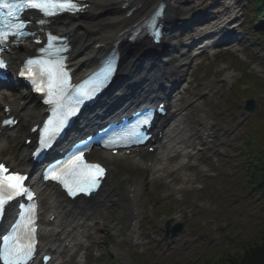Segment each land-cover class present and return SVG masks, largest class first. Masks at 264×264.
Returning a JSON list of instances; mask_svg holds the SVG:
<instances>
[{"label":"rangeland","instance_id":"obj_1","mask_svg":"<svg viewBox=\"0 0 264 264\" xmlns=\"http://www.w3.org/2000/svg\"><path fill=\"white\" fill-rule=\"evenodd\" d=\"M221 1V5H212L215 0L177 3V21L171 32L176 51L171 49L165 59L175 55V61L192 60L181 82V88L190 86L192 93L185 94V101L179 106L184 110L174 120L178 124L188 119L185 126L180 125L178 136L188 141L178 143L177 156L161 174L128 160L108 162L115 167L108 201L86 224L79 223L76 215L69 218L77 227L72 246L77 251L73 255L69 248L57 253L59 258L68 260L67 264H198L222 248H235L261 228L264 197L250 189L252 184L246 181L239 151L254 125L259 137L254 138L253 149L261 151L264 159V127L259 130L254 124L264 121V90L252 89L253 84L264 85V23L252 16L253 0ZM204 7H208L206 12H211V16L221 12L229 15L235 7L239 9L241 16L236 13L239 18L235 30L240 35L231 50L220 44L211 54L202 51L194 56L196 47L185 52L181 42L186 41L181 33L186 26L184 20ZM235 47L238 51H232ZM193 70L196 80L187 85L189 71ZM249 98L255 101L252 112L244 110ZM31 103H26L29 108ZM190 105L196 107L191 109ZM29 122L30 119L22 122L19 130L6 138L8 149L2 154L19 158L16 165L22 162L19 143ZM183 146L187 155L180 150ZM173 152L167 149L164 155ZM136 185L140 195L133 202L128 190ZM47 194L48 191L40 194L42 208L46 207L43 198L47 200ZM66 220L67 215L62 212L56 222ZM168 220L169 229L178 223L182 226L173 238L164 236Z\"/></svg>","mask_w":264,"mask_h":264},{"label":"snow or ice","instance_id":"obj_2","mask_svg":"<svg viewBox=\"0 0 264 264\" xmlns=\"http://www.w3.org/2000/svg\"><path fill=\"white\" fill-rule=\"evenodd\" d=\"M5 9L7 11H4ZM27 9H36L45 18L54 17L64 12L77 13L84 10L79 0H0V51H3L7 46L10 38L15 42H23V39L29 34L27 22L23 18V13ZM162 15L163 9L160 8L150 18L154 28L157 18ZM39 23L44 25L47 20L42 18ZM153 36L157 38L159 33L154 31ZM65 51H67V47L62 42V38L48 33L46 46L40 48L42 57L28 59L25 71L20 73L34 84L38 80L43 84L46 80L48 97L46 102L56 104L61 109L58 119L50 120L43 129L42 148L50 146L52 139L62 130L68 118L78 111L79 105L92 99L106 86L115 72L114 61H109L100 75L86 82L90 85L89 87L81 85L76 89L79 96L76 106L65 111L63 110V100L71 87L65 66V57L62 55ZM33 66H35V71ZM7 67L4 59L0 58V70H5ZM41 90L44 89L41 88ZM151 118V111L141 113L137 118L136 125L128 133V137L135 138L136 142H142L145 138L142 128L150 125ZM3 123L8 125L13 121L5 119ZM105 171V167L101 164L87 162L84 158V150L78 149L76 154L64 164L59 165L57 169H53L46 178L58 181L71 196H76L78 193L90 195L100 187ZM25 180L24 175L10 171L4 163H0V222L3 221L12 202L16 201L18 197H26L28 201H33L34 194L25 185ZM20 208L22 211L19 213L17 221L12 226L9 235L4 236L3 244L0 246V262L2 264H29L37 255L36 205L30 203L27 208L24 205H20ZM49 259L48 256L43 258L45 264Z\"/></svg>","mask_w":264,"mask_h":264},{"label":"bare ground","instance_id":"obj_3","mask_svg":"<svg viewBox=\"0 0 264 264\" xmlns=\"http://www.w3.org/2000/svg\"><path fill=\"white\" fill-rule=\"evenodd\" d=\"M160 1H164L168 4L166 26H169V29H165L167 31L161 45H153L148 38L128 42L126 37H123L126 34V31L134 27V25L137 24L141 18L147 15V13ZM178 1L179 0H84L83 3L86 6L83 13H79L75 16L55 19L54 22L48 26V28H54L68 35L72 44V50L69 52L70 63L74 68V75L79 77L96 67L100 58L106 54V52H108L118 40V50L121 54L120 72L128 76V79L126 80L127 82H123L124 85L131 88L133 84L135 86V84L141 81L140 86L137 88L139 89V92L135 91V93L138 98L144 96L142 97V100L148 98L153 99L158 95H166L170 98V111L167 117H164L158 123V128H164L165 124L170 119H175L184 110V107L179 106H181L185 101V94L192 93L191 87L186 86V88L180 93L178 106L176 104H172V93L176 91L178 85L177 83L180 79H183L185 74V63L178 62L173 65L168 58H164L165 53L170 49L168 54L171 55V49L173 50L176 46L171 42V32L177 21L176 9ZM219 2L220 0L215 1V3ZM183 3H180V5ZM130 10H132V12L128 16L127 14ZM233 39H235V35ZM35 47L36 46L31 42L19 46L13 51V54L10 55L11 64L19 59L23 54L31 53ZM171 58L173 59L174 57L172 56ZM168 65L169 68L167 69ZM144 66H146V69L141 70ZM182 68L183 70H181ZM194 73L195 71L191 72V78L188 80L187 85L196 80ZM138 74H140V76H138ZM168 83L173 84L171 91L164 89L152 90L157 88V85L160 88H162L165 84L168 86ZM126 94L129 93H125L124 96H126ZM3 95V92L0 91V102L3 100ZM195 107L196 105H190L191 109ZM30 113L31 109L29 107H25L22 111V119L27 118ZM189 113L190 111L188 109V113L185 114L188 116ZM187 121L188 119L185 118L184 122L182 120L180 123L176 124L172 129L173 131H171L173 132V135L171 136L172 143H169L168 147L173 149L174 152L169 158L177 156L179 151L177 149L174 150V148H180L178 143H186L188 141L186 138L180 139V137H178L182 129L181 128L179 130L180 125L183 124L185 126V122ZM180 150H184L186 155L188 154V150H185L184 146ZM93 154L95 159L101 161L105 159L106 155L103 152L95 150ZM162 156H164L163 151L158 149V151L154 154L145 152L137 153V157L135 154H132L128 157V159L134 162H141L142 160L146 162L149 158H153V164L151 166L155 170H160L163 168V164L160 162L161 159L164 158ZM32 180L36 182L34 178ZM113 187L114 181L110 180V182L107 183L105 188L102 190V193L97 195L91 201H79L77 206L79 211L77 214H80L84 218H91L95 216L101 206L108 201V197L111 194V188ZM139 188L140 187L136 185L128 190V193L133 200L138 194L140 190ZM53 195H55V193H53L49 199V208L51 210L67 207V205H64L63 203L59 204L58 202L56 203L54 199L52 200ZM46 232H49V230H46Z\"/></svg>","mask_w":264,"mask_h":264},{"label":"trees","instance_id":"obj_4","mask_svg":"<svg viewBox=\"0 0 264 264\" xmlns=\"http://www.w3.org/2000/svg\"><path fill=\"white\" fill-rule=\"evenodd\" d=\"M253 12L264 20V0L254 1ZM261 35L264 38V28ZM252 89L261 91L264 90V85L253 84ZM254 124L259 130L264 127V121H257ZM254 128V125L250 128L248 137L239 151V156L244 163L246 181L252 184L250 189H256L264 197V159L261 158V151L253 149L256 145L254 138L259 137L258 130ZM198 264H264V220L261 228L249 240L240 241L235 248H222L218 253L204 257Z\"/></svg>","mask_w":264,"mask_h":264},{"label":"water","instance_id":"obj_5","mask_svg":"<svg viewBox=\"0 0 264 264\" xmlns=\"http://www.w3.org/2000/svg\"><path fill=\"white\" fill-rule=\"evenodd\" d=\"M244 109L247 112H252L255 109V101L253 99H248L245 102L244 105ZM169 221L166 222V230H165V237H174L176 236L178 233L181 232V224H177L176 226H174L172 229H169ZM169 233H171L169 235Z\"/></svg>","mask_w":264,"mask_h":264}]
</instances>
